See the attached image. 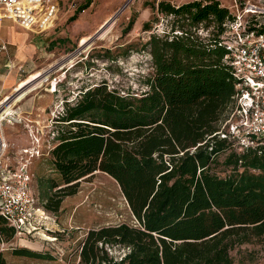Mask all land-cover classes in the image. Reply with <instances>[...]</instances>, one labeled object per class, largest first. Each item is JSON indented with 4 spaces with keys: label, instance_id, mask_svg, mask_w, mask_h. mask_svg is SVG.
I'll use <instances>...</instances> for the list:
<instances>
[{
    "label": "trees",
    "instance_id": "obj_1",
    "mask_svg": "<svg viewBox=\"0 0 264 264\" xmlns=\"http://www.w3.org/2000/svg\"><path fill=\"white\" fill-rule=\"evenodd\" d=\"M152 9L174 19L170 32L142 44L152 66L146 89L125 94L102 81L65 100L47 151L54 176L37 177L44 181L32 193L56 212L96 171L119 185L136 222L88 229L77 264H232L235 247L264 238V144L239 150L217 133L241 91L226 48L236 15L219 0H161ZM251 20L247 30L263 33ZM222 152L225 175L213 170ZM14 234L0 214V239ZM112 247L126 251L118 259ZM12 253L53 259L28 247Z\"/></svg>",
    "mask_w": 264,
    "mask_h": 264
},
{
    "label": "rangeland",
    "instance_id": "obj_2",
    "mask_svg": "<svg viewBox=\"0 0 264 264\" xmlns=\"http://www.w3.org/2000/svg\"><path fill=\"white\" fill-rule=\"evenodd\" d=\"M65 1L67 4L71 2V0ZM73 1L76 8L84 0ZM158 1L161 0H91L87 9L77 15V19L67 20L57 27L54 36L50 37L58 39L55 40L54 45H51V48L58 47L55 56H50L52 60L58 58L53 71L48 77L44 76L45 78L41 79L36 89L28 90L23 96L41 89L55 91L58 96L50 105L51 109L47 110L49 115L46 124L43 125L47 128H43L39 134L43 141L47 136L48 127L52 128L55 125L54 112L62 111L65 100L73 103L80 91H85L102 81L107 83L108 89L114 88L125 94L128 92L138 94L146 89L145 77L152 72V66L151 56L142 49V44L151 33L163 35L170 32L173 27L172 16L157 13L152 9ZM163 1L177 6L191 0ZM219 1L237 14L244 0ZM249 1L264 8V0ZM67 4L65 9L68 8ZM257 12L256 14L264 13L258 9ZM131 17H134V23L127 33H123L122 29ZM106 18L112 19L104 27L96 25V23L101 24ZM246 20H251V17H246ZM144 22L149 23V29L143 28ZM201 34H206V31H201ZM86 35L89 38L81 41ZM40 38L44 41L45 37L40 36ZM237 115V112L233 114L230 121L234 123L238 118ZM19 118L22 117L16 115L1 123L0 128L8 147L7 158L2 160V165L5 162L12 163L13 157L22 154L21 149L29 146L33 140L24 122L28 121L32 126L37 123L27 117L21 121ZM41 149L43 156L31 162L33 174L31 190L35 196L40 192L38 184L44 181H40L37 177L54 176L49 168L45 141ZM226 154L227 152L219 154L217 162L213 165V170L220 175L229 173V169L222 163ZM123 222L133 224L136 221L119 185L106 173L96 171L79 181L75 194L63 197L56 212L45 211L37 199L33 208L32 224L29 226L35 227V230L31 229L34 232L14 234L8 241L0 239V254L7 264H77L79 243L88 229ZM19 247H28L43 253L49 252L53 255V259L14 255L12 250ZM109 251L119 259L126 249L112 247ZM231 255L232 264H264V238L235 247Z\"/></svg>",
    "mask_w": 264,
    "mask_h": 264
},
{
    "label": "built area",
    "instance_id": "obj_3",
    "mask_svg": "<svg viewBox=\"0 0 264 264\" xmlns=\"http://www.w3.org/2000/svg\"><path fill=\"white\" fill-rule=\"evenodd\" d=\"M72 7L74 8L73 4ZM257 9L264 11L263 7L250 2L243 3L240 12L235 14L236 19L228 24L227 34L230 39L226 48L230 51L234 75L239 81L237 87L241 91L236 107L225 115L217 133L230 140L239 150L264 144V32L248 31L251 20H246V17H251L259 20L258 26H264V13L256 14ZM57 11L56 0H0V17L12 19L25 27L37 24L40 16L44 18L43 25H46ZM6 48L7 44L1 41L0 51H5ZM15 89L11 95L0 99V127L3 120L17 115L13 105L17 100L14 96ZM59 112H54L53 118ZM236 112L238 118L233 123L230 119ZM23 119L24 117L19 118L20 121ZM24 123L33 140L29 146L21 149L22 154L12 158V163L5 162L3 165L2 160L7 158L8 147L0 128V214L14 227L16 234H29L34 232L31 229L35 230V227H29L37 200L31 190V162L43 155L41 146L44 141L47 149L52 146L49 136L52 138L54 135L48 127L43 141L39 134L47 126L33 125V128L28 121Z\"/></svg>",
    "mask_w": 264,
    "mask_h": 264
},
{
    "label": "crops",
    "instance_id": "obj_4",
    "mask_svg": "<svg viewBox=\"0 0 264 264\" xmlns=\"http://www.w3.org/2000/svg\"><path fill=\"white\" fill-rule=\"evenodd\" d=\"M56 2L58 11L51 21L46 22V25H43L44 18L42 16H40L37 24L28 27L12 19L0 17V43L2 41L7 44L6 50L0 51V99L11 95L15 87L14 96L17 100L21 99L28 90L36 89L42 81L41 79L44 76L46 77L49 71H53V66L58 58L52 60L50 56H55L58 47L54 46L51 48V45H54L55 40L58 41V39L50 37L56 32L60 24L72 19V17L77 19V15L87 9L91 0H84L76 8L72 7L73 0L68 4L65 0H56ZM246 2L250 1H243V3ZM66 4L68 6L67 9H65ZM78 7L84 8L81 11H77ZM108 19L106 18L101 24L96 23V25H102V28L112 18ZM40 36L45 37L44 41ZM85 38L87 39L89 36H83L81 41ZM48 66L50 68L45 69ZM29 87L32 88L29 89ZM41 90L27 94L20 101L14 102L13 105L18 117L30 118V121H34L38 126L42 127L46 124L47 116L49 115L47 110L51 109L50 105L56 100L55 97L57 98L58 96H56L55 91Z\"/></svg>",
    "mask_w": 264,
    "mask_h": 264
}]
</instances>
